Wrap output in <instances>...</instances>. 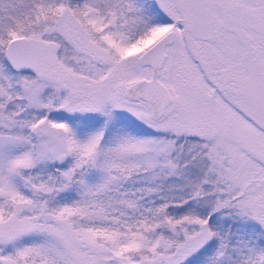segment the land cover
Returning a JSON list of instances; mask_svg holds the SVG:
<instances>
[{
  "label": "snow or ice",
  "instance_id": "6c2138e0",
  "mask_svg": "<svg viewBox=\"0 0 264 264\" xmlns=\"http://www.w3.org/2000/svg\"><path fill=\"white\" fill-rule=\"evenodd\" d=\"M0 264H264V0H0Z\"/></svg>",
  "mask_w": 264,
  "mask_h": 264
}]
</instances>
